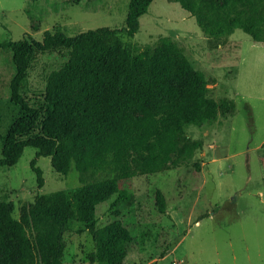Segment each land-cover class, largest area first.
<instances>
[{
	"label": "rangeland",
	"instance_id": "rangeland-1",
	"mask_svg": "<svg viewBox=\"0 0 264 264\" xmlns=\"http://www.w3.org/2000/svg\"><path fill=\"white\" fill-rule=\"evenodd\" d=\"M128 2L0 0V42L40 40L46 30L74 35L99 27L120 29ZM138 21L133 37L117 33L133 53L154 46L159 37L171 38L203 72L207 96L224 102L228 110L210 123L184 127L186 138L196 145L188 163L123 182L132 197L119 206V217L131 233L124 264H264V42L240 29L211 38L193 16L168 0H152ZM67 58L65 49L36 54L27 70L26 95L33 99L43 92L47 75ZM14 73L11 50L0 48V137L19 113L10 100ZM166 105L159 99L151 107L160 110ZM1 145L0 138V151ZM35 152L25 147L14 165L0 168V201L21 221L31 257L37 260L54 230L50 224L30 220L25 207L37 194L60 190L70 194L80 182L74 167L59 175L48 157L39 156L36 165L43 177L39 188L30 168ZM158 191L164 196V212L156 205ZM113 212L110 202L97 205L95 228L115 219ZM63 241L65 264H98L89 260L95 245L83 222L69 221Z\"/></svg>",
	"mask_w": 264,
	"mask_h": 264
},
{
	"label": "trees",
	"instance_id": "trees-1",
	"mask_svg": "<svg viewBox=\"0 0 264 264\" xmlns=\"http://www.w3.org/2000/svg\"><path fill=\"white\" fill-rule=\"evenodd\" d=\"M168 1L177 2L211 38L240 29L264 42V0ZM151 2L129 0L120 29L99 27L74 35L46 30L40 40L0 42V48L12 52L10 100L19 110L0 137V168L14 165L29 146L36 150L30 168L39 188L43 185L36 165L39 156L48 157L59 175L74 167L80 182L70 194L62 190L37 194L25 207L30 220L50 224L54 230L37 260L31 257L21 221L0 201V264H65L63 233L72 220L83 222L92 234L91 262L124 264L131 233L119 217V206L132 197L123 182L188 163L196 145L186 138L184 127L210 123L228 110L224 102L207 96L203 72L171 38L159 37L154 46L136 53L120 40L118 32L134 36L139 17ZM57 49L68 52L67 60L47 75L43 92L31 99L25 93L31 60ZM159 99L167 105L155 110L151 104ZM134 111L139 113L133 115ZM155 198L164 212L163 194L158 191ZM102 202H110L115 219L95 228V210Z\"/></svg>",
	"mask_w": 264,
	"mask_h": 264
}]
</instances>
